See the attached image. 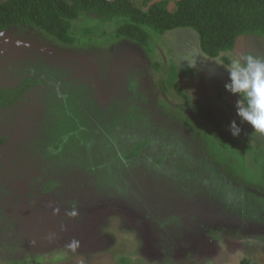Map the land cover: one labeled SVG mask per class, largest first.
I'll return each instance as SVG.
<instances>
[{
	"label": "rangeland",
	"instance_id": "1",
	"mask_svg": "<svg viewBox=\"0 0 264 264\" xmlns=\"http://www.w3.org/2000/svg\"><path fill=\"white\" fill-rule=\"evenodd\" d=\"M124 21L82 12L73 43L0 33V86L46 79L0 109V264H264V134L245 123L224 147L196 108L227 131L226 69L264 57V38L213 58L191 28L144 45L116 34Z\"/></svg>",
	"mask_w": 264,
	"mask_h": 264
},
{
	"label": "trees",
	"instance_id": "2",
	"mask_svg": "<svg viewBox=\"0 0 264 264\" xmlns=\"http://www.w3.org/2000/svg\"><path fill=\"white\" fill-rule=\"evenodd\" d=\"M82 12L95 13L108 21L123 17L125 21L116 34L144 45L151 39V29L165 34L191 28L198 34L201 50L213 58L233 49L242 35L264 38V0H0V33L32 24L59 40L73 43L71 21ZM169 76L171 80L178 77L176 65L170 66ZM45 83L46 79L30 75L14 86H0V109L16 106L28 92ZM196 108L199 118L211 125L222 146L234 143L211 105L200 103ZM3 143L0 139V145Z\"/></svg>",
	"mask_w": 264,
	"mask_h": 264
},
{
	"label": "clouds",
	"instance_id": "3",
	"mask_svg": "<svg viewBox=\"0 0 264 264\" xmlns=\"http://www.w3.org/2000/svg\"><path fill=\"white\" fill-rule=\"evenodd\" d=\"M187 67L196 68L197 61L183 57ZM228 79L224 89L236 97L235 118L227 125L228 133L240 137L244 133L242 125H249L252 132L264 134V57L253 53L237 54L228 66ZM251 135V133H248ZM78 245L73 241L70 247Z\"/></svg>",
	"mask_w": 264,
	"mask_h": 264
},
{
	"label": "water",
	"instance_id": "4",
	"mask_svg": "<svg viewBox=\"0 0 264 264\" xmlns=\"http://www.w3.org/2000/svg\"><path fill=\"white\" fill-rule=\"evenodd\" d=\"M171 5H172V4H171ZM171 5H170V6H171Z\"/></svg>",
	"mask_w": 264,
	"mask_h": 264
}]
</instances>
